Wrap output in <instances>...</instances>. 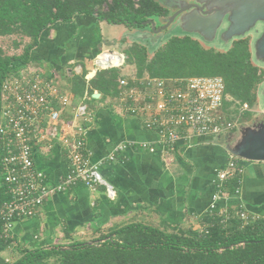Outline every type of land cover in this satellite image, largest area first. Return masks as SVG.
Segmentation results:
<instances>
[{
    "label": "crops",
    "instance_id": "obj_1",
    "mask_svg": "<svg viewBox=\"0 0 264 264\" xmlns=\"http://www.w3.org/2000/svg\"><path fill=\"white\" fill-rule=\"evenodd\" d=\"M99 22L96 16L77 15L70 23L50 26L32 51L31 62L48 72L57 71L64 87L72 90L74 68L85 71L89 67L81 52L92 44L89 36ZM103 54L97 58L103 59ZM93 71L95 75V68L88 74ZM80 100L76 98L75 103ZM87 102L94 113L88 124L87 149L114 194L105 185L92 190L78 184L49 197L36 215L16 221L12 239L0 238V264L13 262L24 249L92 241L103 232L131 223L195 227L212 212L213 204L218 210L242 207L264 221V161L239 160L244 169L240 194L214 202L222 188L217 174L227 167L230 156L221 138L187 132L174 149L164 151L157 131L147 129L143 118L123 112L110 96L101 94ZM122 142L127 148L111 159L115 146ZM151 146L156 150L150 151ZM37 153L36 164L47 173L49 183L58 182L68 170L64 151L55 144L50 151ZM233 180L223 185L230 194L237 185H232ZM1 187L5 186L0 169Z\"/></svg>",
    "mask_w": 264,
    "mask_h": 264
},
{
    "label": "trees",
    "instance_id": "obj_2",
    "mask_svg": "<svg viewBox=\"0 0 264 264\" xmlns=\"http://www.w3.org/2000/svg\"><path fill=\"white\" fill-rule=\"evenodd\" d=\"M165 12L159 0H0V37L16 36L15 47L23 45L16 54H8L0 45V111L4 80L31 62L32 51L50 26L70 23L77 15H91L100 21L138 27ZM24 38L29 40L25 44ZM128 46L121 52L126 56L123 65L98 69L90 80L88 70L76 73L71 78L75 98L83 99L86 90L92 98L97 92L103 97L116 95L120 78L132 75L124 72L129 65L138 78L220 76L226 96L251 107L257 103L264 69L252 60L249 37L235 40L227 50L206 47L190 35H175L155 50L142 41ZM0 192L3 202L5 187ZM239 210H214L198 226L188 228L131 223L101 233L92 244L77 241L24 249L9 264H264V221L245 224Z\"/></svg>",
    "mask_w": 264,
    "mask_h": 264
},
{
    "label": "built area",
    "instance_id": "obj_3",
    "mask_svg": "<svg viewBox=\"0 0 264 264\" xmlns=\"http://www.w3.org/2000/svg\"><path fill=\"white\" fill-rule=\"evenodd\" d=\"M125 59L126 56L122 64L104 65L97 58L95 70L119 67ZM74 72L82 73L81 67H75ZM51 73L30 62L7 76L2 84L0 169L6 198L0 205V238L5 241L13 238L17 220L36 215L49 197L78 184L92 190L105 185L108 193L114 194L112 185L100 166L92 162L87 149L88 124L94 120L87 99L92 96L86 92L75 103L73 90L64 87ZM86 78L90 80L88 75ZM225 90V81L220 76L138 78L131 75L120 78L119 92L110 99L123 112L143 118L145 127L159 134V145L169 151L187 132L220 137L238 127V120L230 115L247 111L251 105L230 97L233 103L228 106ZM55 144L64 151L68 170L52 184L47 173L36 164V156L38 151H50ZM126 148V143H118L110 158L115 159L116 152ZM155 150V146L150 147V151ZM239 160L230 154L227 167L218 172L222 188L214 195V202L240 194L244 169ZM229 179L237 180L232 194L223 189ZM239 209L245 224L258 219L242 207ZM214 210H218L215 204L211 211ZM219 211L226 213L227 209Z\"/></svg>",
    "mask_w": 264,
    "mask_h": 264
},
{
    "label": "water",
    "instance_id": "obj_4",
    "mask_svg": "<svg viewBox=\"0 0 264 264\" xmlns=\"http://www.w3.org/2000/svg\"><path fill=\"white\" fill-rule=\"evenodd\" d=\"M162 1L169 8H177V12L160 29L156 27L157 23L153 19L143 21V25H152L153 33L167 29L178 14L185 12L172 25L170 32L190 35L216 49L220 48L213 44L224 41L227 43L226 50L235 40L252 36L250 39L252 60L259 67L264 65V0H195L194 3L187 0ZM153 33H145L143 40H160L163 44L176 35ZM115 52L110 51L109 54H114L118 63L122 64L125 55ZM100 96L99 92L93 94L94 98ZM258 97H261L264 104V81L257 88ZM229 134L220 136H225L221 143L225 145L229 154L250 161H264V121L253 125H241L240 136L234 143L227 142ZM92 242L89 241L91 244Z\"/></svg>",
    "mask_w": 264,
    "mask_h": 264
},
{
    "label": "rangeland",
    "instance_id": "obj_5",
    "mask_svg": "<svg viewBox=\"0 0 264 264\" xmlns=\"http://www.w3.org/2000/svg\"><path fill=\"white\" fill-rule=\"evenodd\" d=\"M161 3H163L162 0H159ZM156 21L158 23H162L163 21L160 20L158 17H156ZM96 27H92V30L94 31V34L90 33L89 39L92 41V44H86L87 48L81 52L82 55L85 57L86 63H88V69L91 70L92 68H97V57L100 53H104L107 50L110 51H116V52H122L124 51L128 45L133 43L134 41H143L145 45L149 47V50H155L159 46H161V41H153V39H150L149 41L143 40V36L145 33H148V30H136L138 28H133V27H127L125 24H112L107 22L106 20L100 21L99 24L95 23ZM172 25L168 28L167 31H164L166 36L169 35H179L181 32H170L172 29ZM151 29V27H150ZM91 31V30H90ZM92 31V32H93ZM16 36H6V37H0V45L6 50L8 54H16L20 53L23 45L20 48H16L14 45V40ZM251 39L252 36H249ZM29 40L27 38L23 39V43L25 44ZM201 42V41H200ZM203 45L206 47V44L201 42ZM213 46L219 47L220 49H225L227 46V43L224 41H219L217 43H214ZM223 46V47H222ZM104 55V56H103ZM101 55L105 57V53ZM85 62H81L83 66L86 65ZM124 72L126 74H132L134 73L133 67L129 65L124 66ZM261 68L264 69V65L260 66ZM52 76L57 77L60 80V75L57 73V71H54L51 73ZM227 100L225 103H230L232 102L230 97L227 96ZM264 104L262 102L261 97L257 98V103L251 107V109L247 111L240 112L239 114L236 115H230L231 119L238 120V127L234 129L233 131L230 132L229 138L227 139V142L229 143H234L237 138L240 136V130H241V125L243 124H248V125H253L256 123H260L264 121ZM224 139L225 136L219 137V139ZM240 160L246 161L244 158H239ZM250 161V160H248Z\"/></svg>",
    "mask_w": 264,
    "mask_h": 264
},
{
    "label": "flooded vegetation",
    "instance_id": "obj_6",
    "mask_svg": "<svg viewBox=\"0 0 264 264\" xmlns=\"http://www.w3.org/2000/svg\"><path fill=\"white\" fill-rule=\"evenodd\" d=\"M187 1H189V2H195V0H187ZM164 7H165V10H166V12L165 13H163V14H159V15H155V16H153V17H151V18H149V19H153V20H157L156 19V17H158L160 20H162L163 22L162 23H158L157 21H156V23H157V25H156V27L158 28V29H160L161 27H163L165 24H167V22H168V19L169 18H171L176 12H177V8H169V7H167V6H165L164 5ZM185 12H183V13H180V14H178L177 16H176V18H175V21L171 24V25H174V23L180 18V16L182 15V14H184ZM148 20V19H147ZM170 25V26H171ZM150 27H151V29H150ZM133 28H138V29H136V30H145V29H147L148 30V32H150V33H153V29H152V25L151 24H148V25H140V26H138V27H133ZM169 28V27H168ZM168 28L167 29H164V30H162L161 32H159V33H153L154 35H157V34H164L165 32L164 31H167L168 30Z\"/></svg>",
    "mask_w": 264,
    "mask_h": 264
},
{
    "label": "bare ground",
    "instance_id": "obj_7",
    "mask_svg": "<svg viewBox=\"0 0 264 264\" xmlns=\"http://www.w3.org/2000/svg\"><path fill=\"white\" fill-rule=\"evenodd\" d=\"M116 53V52H115ZM114 54H105V57L102 59H98V61L101 63V64H109V63H116L118 64V61L115 59V56H113ZM94 75V71L93 72H90L88 74L89 77L93 76Z\"/></svg>",
    "mask_w": 264,
    "mask_h": 264
}]
</instances>
